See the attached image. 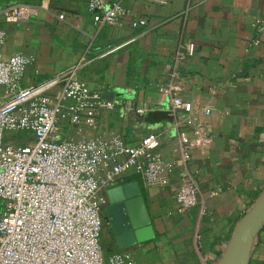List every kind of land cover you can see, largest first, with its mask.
<instances>
[{
	"label": "crops",
	"instance_id": "0c3cea01",
	"mask_svg": "<svg viewBox=\"0 0 264 264\" xmlns=\"http://www.w3.org/2000/svg\"><path fill=\"white\" fill-rule=\"evenodd\" d=\"M121 2L128 15L120 25L99 27L85 0L26 2L38 7L37 15L19 25L4 21L2 11L24 2L0 0L3 54L31 58L24 85L66 76L78 65L75 77L111 104L72 124L67 103L58 119L59 139L120 136L134 145L152 132L160 138L163 157L175 162L177 127L170 100L157 86L176 72L182 98H197L212 109L207 120L213 148L203 160L177 164L163 188L143 185L133 171L125 174L141 185L155 233L129 250L133 264H213L209 253L228 243L235 224L264 189V32L258 35L254 25L264 20V0ZM138 18H146V26L132 27ZM257 37L260 43L254 45ZM188 41L195 43L193 56L176 61V51ZM61 88L62 83L50 94L56 97ZM139 107L143 114L137 113ZM184 174L195 175L200 201L181 214L174 196ZM107 249L119 250L114 237ZM248 264H264V225L252 238Z\"/></svg>",
	"mask_w": 264,
	"mask_h": 264
},
{
	"label": "built area",
	"instance_id": "2783aa9c",
	"mask_svg": "<svg viewBox=\"0 0 264 264\" xmlns=\"http://www.w3.org/2000/svg\"><path fill=\"white\" fill-rule=\"evenodd\" d=\"M85 1L86 12L99 27L119 26L128 15L121 0ZM37 10L35 5L17 3L2 13L4 21L19 25ZM146 24V18L131 22L134 28ZM254 25L258 35L264 32V20L257 19ZM5 38L0 28V264H133L129 249L106 251L101 244L107 190L123 184L129 171L139 175L143 185L163 188L177 164L207 158L213 148V128L207 120L212 109L197 98L183 99V84L174 71L157 86L170 100L177 127L172 154L177 162L163 157L160 138L152 132L134 145L120 136L59 139L58 119L67 103L72 104V124L92 118L96 107L111 104L75 77L78 65L66 76L24 85L31 58L23 53L4 56ZM259 43L258 37L253 40L254 45ZM195 49L188 41L176 51L175 60L192 57ZM60 83L62 88L53 97L50 92ZM136 111L143 114L145 109ZM174 199L181 214L199 204L195 175L180 177ZM226 247L219 244L217 253H209L213 264Z\"/></svg>",
	"mask_w": 264,
	"mask_h": 264
},
{
	"label": "water",
	"instance_id": "95a60500",
	"mask_svg": "<svg viewBox=\"0 0 264 264\" xmlns=\"http://www.w3.org/2000/svg\"><path fill=\"white\" fill-rule=\"evenodd\" d=\"M105 217L119 250L155 237L151 219L138 181H129L106 192ZM264 225V189L235 224L226 250L215 264H248L252 238Z\"/></svg>",
	"mask_w": 264,
	"mask_h": 264
},
{
	"label": "rangeland",
	"instance_id": "374dc122",
	"mask_svg": "<svg viewBox=\"0 0 264 264\" xmlns=\"http://www.w3.org/2000/svg\"><path fill=\"white\" fill-rule=\"evenodd\" d=\"M20 1L26 3L31 0H20ZM112 237L113 235L111 233L109 223L106 220L105 225L103 226L102 235H101V244L106 251H108L107 244L109 245V239L111 240Z\"/></svg>",
	"mask_w": 264,
	"mask_h": 264
},
{
	"label": "trees",
	"instance_id": "16d2710c",
	"mask_svg": "<svg viewBox=\"0 0 264 264\" xmlns=\"http://www.w3.org/2000/svg\"><path fill=\"white\" fill-rule=\"evenodd\" d=\"M34 2V1H37V2H39V0H31V1H29V2ZM134 179H136V177H127V178H125L124 179V182H127V181H131V180H134Z\"/></svg>",
	"mask_w": 264,
	"mask_h": 264
}]
</instances>
